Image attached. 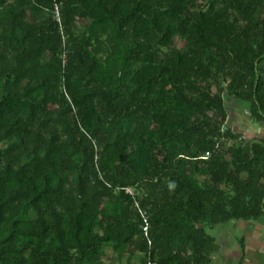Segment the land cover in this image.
I'll return each mask as SVG.
<instances>
[{"label": "trees", "instance_id": "obj_1", "mask_svg": "<svg viewBox=\"0 0 264 264\" xmlns=\"http://www.w3.org/2000/svg\"><path fill=\"white\" fill-rule=\"evenodd\" d=\"M262 218L264 0H0V264H229Z\"/></svg>", "mask_w": 264, "mask_h": 264}, {"label": "rangeland", "instance_id": "obj_2", "mask_svg": "<svg viewBox=\"0 0 264 264\" xmlns=\"http://www.w3.org/2000/svg\"><path fill=\"white\" fill-rule=\"evenodd\" d=\"M231 108V116L229 124L237 131L244 133V138H250V132L252 126L247 127V121L244 120L246 111L242 110L239 105L233 103ZM233 118V120H232ZM250 129V130H249ZM249 130V131H248ZM246 229V230H245ZM248 231L250 233L249 240L247 239V255L246 259L248 264H264V219L263 221L256 222H238L229 223L228 225L222 226L219 233H217L218 241L221 244L222 249L216 253V258H220L222 254H225L224 258L230 256L228 260L229 264H236L242 255V250L240 249L241 237ZM221 260H224L223 258Z\"/></svg>", "mask_w": 264, "mask_h": 264}, {"label": "crops", "instance_id": "obj_3", "mask_svg": "<svg viewBox=\"0 0 264 264\" xmlns=\"http://www.w3.org/2000/svg\"><path fill=\"white\" fill-rule=\"evenodd\" d=\"M264 218L260 219V221H263ZM251 223L253 221H250ZM256 222V221H255ZM232 223H238V222H232ZM244 223H248V222H244ZM222 226H217L215 229H214V235L218 238L217 236V233H219L220 229H221ZM246 230V229H245ZM247 236L248 237V240H249V235L250 233L248 231H246L242 236ZM240 246V245H239ZM222 249V248H221ZM240 249L242 250L241 246H240ZM224 255V254H223ZM227 257L230 259V256H228V253H227ZM264 261V260H263ZM237 264V263H236Z\"/></svg>", "mask_w": 264, "mask_h": 264}, {"label": "built area", "instance_id": "obj_4", "mask_svg": "<svg viewBox=\"0 0 264 264\" xmlns=\"http://www.w3.org/2000/svg\"><path fill=\"white\" fill-rule=\"evenodd\" d=\"M210 154L209 153H206V157H208ZM145 217V223L143 224L142 228L145 232H148V228H149V221L147 220V217Z\"/></svg>", "mask_w": 264, "mask_h": 264}]
</instances>
